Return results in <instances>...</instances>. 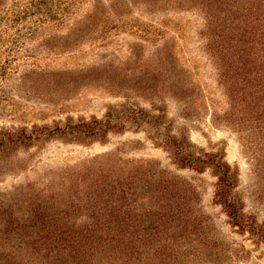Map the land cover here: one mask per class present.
Masks as SVG:
<instances>
[{
  "label": "rangeland",
  "instance_id": "374dc122",
  "mask_svg": "<svg viewBox=\"0 0 264 264\" xmlns=\"http://www.w3.org/2000/svg\"><path fill=\"white\" fill-rule=\"evenodd\" d=\"M246 71L263 101L264 0H0V264H264V240L230 223L211 170L177 167L160 143L222 152L244 219L264 223ZM131 74L153 88L118 90ZM121 103L155 123L91 143L10 139Z\"/></svg>",
  "mask_w": 264,
  "mask_h": 264
},
{
  "label": "trees",
  "instance_id": "16d2710c",
  "mask_svg": "<svg viewBox=\"0 0 264 264\" xmlns=\"http://www.w3.org/2000/svg\"><path fill=\"white\" fill-rule=\"evenodd\" d=\"M204 1V0H203ZM218 0H211L212 3ZM234 66V65H233ZM242 67H237L238 72ZM236 76V66H234ZM92 74H97L96 69H91L87 72H79L75 74L72 82L74 87H81L89 84L92 79ZM246 88L243 90V102H248L245 105L248 108V113L253 115L256 122L260 123V129L264 134V100L262 95H259L261 90L255 92L250 86V73L246 71ZM87 79H89L87 81ZM109 80L112 78H108ZM125 80L132 82L130 88H153L151 82L142 84V80L134 75L126 78H118L115 80L119 87L118 90L127 88ZM107 88L110 85L102 82ZM157 86V85H156ZM155 86V87H156ZM180 91V90H179ZM173 93H178V90H173ZM183 94L180 97H184ZM127 103L118 105H109L103 118L90 117L88 120L80 118L77 121L67 119L63 124L54 123L52 125L33 126L30 130L26 127H20L10 131V139L16 142H29L42 137H61L65 140L78 143H91L95 140L103 141L109 131H123L132 127H139L144 123H155L154 117L139 108L138 106L130 108L127 111ZM117 107H120L118 110ZM158 143V142H157ZM162 146L169 151L171 161L179 168H189L196 172H203L210 169L212 174L216 176V189L214 198L219 203L230 219L232 225L237 226L241 230L248 229L250 234L257 240H264V223L257 224L254 221H246L242 215L241 207L234 200L232 190L235 188L238 181V173L236 168H233L227 161L224 160L222 152H204L203 150L196 151L195 145L188 138L181 136H163L160 140ZM126 257L121 258L124 261Z\"/></svg>",
  "mask_w": 264,
  "mask_h": 264
}]
</instances>
